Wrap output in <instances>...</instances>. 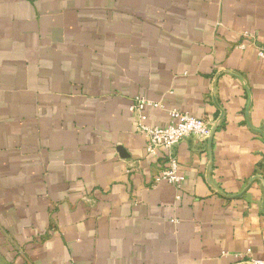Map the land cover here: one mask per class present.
<instances>
[{
  "label": "crops",
  "instance_id": "obj_1",
  "mask_svg": "<svg viewBox=\"0 0 264 264\" xmlns=\"http://www.w3.org/2000/svg\"><path fill=\"white\" fill-rule=\"evenodd\" d=\"M257 46L264 0H0V264L263 260ZM136 96L163 105L146 124L213 123L176 146L180 187Z\"/></svg>",
  "mask_w": 264,
  "mask_h": 264
},
{
  "label": "built area",
  "instance_id": "obj_2",
  "mask_svg": "<svg viewBox=\"0 0 264 264\" xmlns=\"http://www.w3.org/2000/svg\"><path fill=\"white\" fill-rule=\"evenodd\" d=\"M243 35L253 37L252 34L244 32ZM256 53L264 58V47H256ZM146 106L162 108L160 102L148 100L142 96H136L129 107V111L135 114L136 131L145 137V151L147 155H156L159 150L164 151L166 166H164L154 178V182H167L180 187L184 176L178 172V161L176 146L184 139L197 137L206 140L213 130V123L204 118L196 117L179 109L167 110L168 122L164 126L149 125L143 122L141 111ZM180 196L177 195L176 199ZM245 264H264L263 260H255L244 254L235 255Z\"/></svg>",
  "mask_w": 264,
  "mask_h": 264
}]
</instances>
